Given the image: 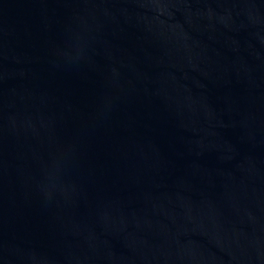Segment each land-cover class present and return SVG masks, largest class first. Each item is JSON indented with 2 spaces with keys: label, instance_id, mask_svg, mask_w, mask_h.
<instances>
[{
  "label": "water",
  "instance_id": "obj_1",
  "mask_svg": "<svg viewBox=\"0 0 264 264\" xmlns=\"http://www.w3.org/2000/svg\"><path fill=\"white\" fill-rule=\"evenodd\" d=\"M0 264H264V0H0Z\"/></svg>",
  "mask_w": 264,
  "mask_h": 264
}]
</instances>
